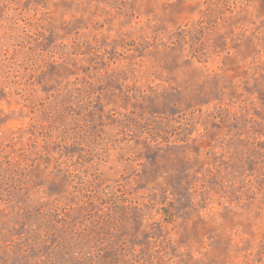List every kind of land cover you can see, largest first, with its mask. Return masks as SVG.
Wrapping results in <instances>:
<instances>
[{
  "label": "clouds",
  "instance_id": "obj_1",
  "mask_svg": "<svg viewBox=\"0 0 264 264\" xmlns=\"http://www.w3.org/2000/svg\"><path fill=\"white\" fill-rule=\"evenodd\" d=\"M0 264H264V0H0Z\"/></svg>",
  "mask_w": 264,
  "mask_h": 264
}]
</instances>
